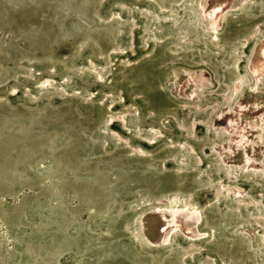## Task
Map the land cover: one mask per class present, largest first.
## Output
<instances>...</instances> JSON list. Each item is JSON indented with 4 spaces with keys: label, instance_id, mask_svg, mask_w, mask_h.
Listing matches in <instances>:
<instances>
[{
    "label": "rangeland",
    "instance_id": "rangeland-1",
    "mask_svg": "<svg viewBox=\"0 0 264 264\" xmlns=\"http://www.w3.org/2000/svg\"><path fill=\"white\" fill-rule=\"evenodd\" d=\"M213 2L0 0V264H264V0Z\"/></svg>",
    "mask_w": 264,
    "mask_h": 264
},
{
    "label": "bare ground",
    "instance_id": "bare-ground-1",
    "mask_svg": "<svg viewBox=\"0 0 264 264\" xmlns=\"http://www.w3.org/2000/svg\"><path fill=\"white\" fill-rule=\"evenodd\" d=\"M212 9H216V5L213 0L208 10L211 11ZM144 221L146 223L144 225L143 232L146 237L150 239L154 244L165 243L167 240H169V238H173L172 236L175 233H179L187 237L188 239H196L199 236L196 228L198 227L197 225L200 222V215L196 211H191L189 208L157 209L156 211H153L146 215Z\"/></svg>",
    "mask_w": 264,
    "mask_h": 264
}]
</instances>
